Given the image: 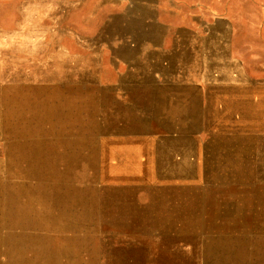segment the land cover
Returning <instances> with one entry per match:
<instances>
[{
    "label": "rangeland",
    "instance_id": "obj_1",
    "mask_svg": "<svg viewBox=\"0 0 264 264\" xmlns=\"http://www.w3.org/2000/svg\"><path fill=\"white\" fill-rule=\"evenodd\" d=\"M202 1L211 20L191 24L226 49L215 54L223 68L181 86L122 76L92 50L91 34L106 40L102 0L80 36L74 3L65 13L60 0H12L0 37V184L17 193L45 179L49 193L19 201L65 198L73 220L52 200L43 228L3 229L0 264L264 262V0Z\"/></svg>",
    "mask_w": 264,
    "mask_h": 264
},
{
    "label": "crops",
    "instance_id": "obj_2",
    "mask_svg": "<svg viewBox=\"0 0 264 264\" xmlns=\"http://www.w3.org/2000/svg\"><path fill=\"white\" fill-rule=\"evenodd\" d=\"M60 1V6L65 8V13H67V8L71 7L67 2L74 3L72 4L73 11L69 10V12H74L76 16L74 24L71 25L75 29V36H80L76 29L78 30V23L84 13L89 15L90 21L96 23L99 20L98 0ZM11 2L12 0H0L1 38L5 33ZM90 3L91 6L88 8ZM101 5L106 9L107 14L106 24L103 27L106 28L104 35L106 40L99 45V34L96 31L94 35H90L94 37V39L91 37V47L92 50L106 51L109 54L112 68L126 70L127 74L122 73V76L131 77L136 75L139 79H142L141 83L146 84L150 83L149 79H156L163 84L175 83L187 86L188 84L198 83V81L192 79L195 75L202 74L201 69L209 71V69L223 68L218 63L219 59L215 54L220 51L225 52L226 49L220 50L217 47L216 49L211 47L209 27L205 28L203 25L199 31L197 27L191 24H197L200 20L203 22L211 20L212 9L208 2L205 3L202 0H102ZM116 5H118L117 8H115ZM205 40H207V43ZM221 41L224 44L225 39L221 38ZM211 54H213V57H210ZM193 71H199V74ZM186 99H189V97ZM42 183L41 189L35 190L24 187L20 188L17 193L12 192L11 189L9 190L8 185L1 183L2 191L0 193L10 197L9 206L6 209L11 208L13 211L18 202L21 203L18 196L20 193L30 194L32 190L42 194L49 193L51 188L50 185L48 187L47 180L43 179ZM27 198V202L21 204L27 205L30 196ZM51 202L50 200L49 204L41 205L39 209L48 213L53 208ZM66 208V205H62L61 210ZM2 210H4L3 207ZM63 220L66 221L67 217L63 216ZM8 227L25 230L33 229L1 223L0 234L3 229Z\"/></svg>",
    "mask_w": 264,
    "mask_h": 264
},
{
    "label": "bare ground",
    "instance_id": "obj_3",
    "mask_svg": "<svg viewBox=\"0 0 264 264\" xmlns=\"http://www.w3.org/2000/svg\"><path fill=\"white\" fill-rule=\"evenodd\" d=\"M103 173H105V172H103ZM155 175H156V173H155ZM158 177H159V175H158ZM1 191H2V185L0 184V192ZM26 191H29V190L26 189ZM30 193H37V192H35V191L32 190V192H30ZM9 199H10L9 195H4V193H2V194L0 193V224L3 223L5 225H10V226L30 227V228L36 229V227L43 228L44 225H47L48 222H50L52 220L51 217H48V214L47 213L42 212L39 208H37L35 206V204H34L35 201L33 200L34 198L31 197V196H30L29 203L27 205H23V204H21V203L18 202V205L15 206V209L13 211L11 210V208L10 209H6L7 206H9ZM64 199L65 198H62V197H56V196L55 197H45V196L42 195L39 200L41 201V205H43V204H49L50 203V200L51 201L52 200L57 201L60 206L66 205L67 208L59 211V214L58 215H59V217L61 216L62 220H63V216H66L67 219H69V218L72 219V217H71V215L73 214L72 207H71V205H69L68 201H65ZM79 200L82 201V199H79ZM79 200L77 199V201H79ZM65 202H66V204H65ZM2 207L4 208V210H2ZM231 207H232V205H231ZM224 208H225V206H224ZM238 210H240V209H238ZM241 210H243V209H241ZM263 210H264V208H263ZM234 260H235V263L234 264H264V262H260L259 260H257V261H250L251 259H249L246 255H242V257H240L239 259H237V260L234 259Z\"/></svg>",
    "mask_w": 264,
    "mask_h": 264
}]
</instances>
